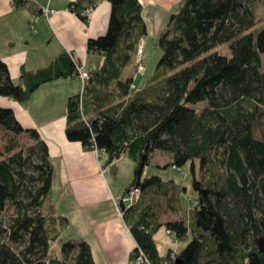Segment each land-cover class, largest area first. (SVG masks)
Returning <instances> with one entry per match:
<instances>
[{
  "label": "trees",
  "instance_id": "16d2710c",
  "mask_svg": "<svg viewBox=\"0 0 264 264\" xmlns=\"http://www.w3.org/2000/svg\"><path fill=\"white\" fill-rule=\"evenodd\" d=\"M109 1L108 32L88 42L89 52L102 53L104 61L90 68L91 93L69 97L66 134L87 150L104 151V166L115 167L125 154L135 162L125 197L134 187L141 197L123 211L137 242L133 264L141 251L152 264H264L258 247L264 235V25L247 0H183L159 37L163 55L154 75L138 89L123 72L148 34L144 7L140 0ZM28 2L15 0V6ZM86 4L96 2L80 0L71 8L87 19ZM225 44L231 55L217 50ZM75 74L73 55L63 51L45 68H23L16 82L0 57V96L25 103L44 83ZM0 124L34 141L28 150L0 153V264H96L87 241L61 239L69 219L51 199L57 169L48 144L11 108L0 107ZM157 151L170 153L177 168L192 162L198 195L189 219L159 221L163 198L177 211L187 187L147 172ZM163 226L178 240L193 238L163 257L155 237ZM55 241H62L63 257L51 252Z\"/></svg>",
  "mask_w": 264,
  "mask_h": 264
},
{
  "label": "crops",
  "instance_id": "0c3cea01",
  "mask_svg": "<svg viewBox=\"0 0 264 264\" xmlns=\"http://www.w3.org/2000/svg\"><path fill=\"white\" fill-rule=\"evenodd\" d=\"M78 1L29 0L16 7L15 0H0V57L16 82H20L23 68H45L63 51L87 68L102 65L104 56L90 53L88 42L108 32L112 4L109 0H95V6L86 4L84 19L71 8ZM140 1L147 36L159 38L183 0ZM47 7L58 12L46 16ZM82 90L83 80L75 74L44 83L25 103L0 96V107L13 109L23 127L37 130L48 144L57 169L51 199L58 213L69 219L61 239L87 241L96 264H133L131 255L137 242L120 212L130 182L121 190L115 177H110L111 173L118 174L119 163L128 155L116 161L115 167L104 166V151L87 150L81 142L70 141L66 134L68 99ZM53 254L63 257L62 241L59 252Z\"/></svg>",
  "mask_w": 264,
  "mask_h": 264
},
{
  "label": "rangeland",
  "instance_id": "374dc122",
  "mask_svg": "<svg viewBox=\"0 0 264 264\" xmlns=\"http://www.w3.org/2000/svg\"><path fill=\"white\" fill-rule=\"evenodd\" d=\"M248 4L254 10V13L259 21V25H264V0H247ZM144 39L139 42L136 56L134 61L124 70L123 76H138L135 80V84L137 85L138 89L144 88L151 77L154 75L159 62L163 55V50L160 45L159 38L155 37H145ZM144 46V54L142 56V61L139 62V46L140 44ZM217 50L227 55H231V48L230 44H225L220 46ZM263 60V69H264V54L262 55ZM143 65L144 73L138 74L139 66ZM93 75L91 76L89 83L92 79ZM99 84L98 81L95 82ZM92 84V83H91ZM90 86L85 90V94L91 93ZM116 84L113 83L111 86V90L114 93H117ZM98 112L96 111L95 114ZM33 139L28 134H21L16 135L13 132L7 130L4 126L0 124V153L2 155L7 154V150L12 147H24L25 149H29L30 145L33 143ZM172 162V155L168 152L157 151L152 158V166L148 168L147 172L150 174H157L161 175L165 180H175L176 182L183 184L187 187V191L184 192L181 196V203H179L177 211H174L169 208L168 200L163 198L162 205H163V212L159 216V221L161 223H166L168 221H176V220H183L189 219L192 216V209L195 206L196 198H197V191L193 186V178L194 174L192 173V162H189L182 168H177L171 165ZM135 162L129 156H125L124 159L119 163L118 166V174L111 173L110 177H115L116 184L122 190L129 182L132 181L135 174ZM196 172L197 176L201 177V168H200V161H196ZM117 177V178H116ZM125 205H130L131 201L124 199ZM176 202H174L175 204ZM181 206V207H180ZM14 210L12 208L9 210L7 215L12 214ZM193 235L190 233L189 238L185 241L178 240L168 229L166 226L160 228V230L156 234V239L158 241L160 254L162 256H167L171 250L181 251L183 250L188 243L192 240ZM61 247V241L53 242L52 252L56 253L59 252Z\"/></svg>",
  "mask_w": 264,
  "mask_h": 264
},
{
  "label": "built area",
  "instance_id": "2783aa9c",
  "mask_svg": "<svg viewBox=\"0 0 264 264\" xmlns=\"http://www.w3.org/2000/svg\"><path fill=\"white\" fill-rule=\"evenodd\" d=\"M92 10H93V8L89 9L87 14H90ZM57 12L58 11L56 9H52V8H49V7L44 9V13H45L46 16H50V15L56 14ZM143 54H144V46L141 43L140 46H139V62L142 61ZM73 60L76 63L78 75H80L82 80H83L82 94H84L86 88L90 85L89 80H90V78L92 76V73H91L90 68H87L85 63L78 62L77 59H75L74 56H73ZM143 73H144L143 65H140L138 74H143ZM137 77L138 76H136V78ZM133 87H136V84H133ZM140 197H141V189L138 188V187H134L133 189H131V191L127 194V196L125 198L127 200L131 201L130 205H133V204L138 202ZM120 212H121V215H123V210H120ZM173 235L175 236V234H173ZM171 259H173L174 261L176 260V257L174 256V254L171 255ZM135 264H152V263H151L149 257L147 256V254L145 252L141 251L139 253V255L137 256ZM167 264H170V263H167Z\"/></svg>",
  "mask_w": 264,
  "mask_h": 264
},
{
  "label": "water",
  "instance_id": "95a60500",
  "mask_svg": "<svg viewBox=\"0 0 264 264\" xmlns=\"http://www.w3.org/2000/svg\"><path fill=\"white\" fill-rule=\"evenodd\" d=\"M121 206H122V210L124 211L125 208H126V205H125L124 201H122ZM258 247L264 253V235L258 239ZM176 264H182V263H181V261L179 259H177Z\"/></svg>",
  "mask_w": 264,
  "mask_h": 264
}]
</instances>
